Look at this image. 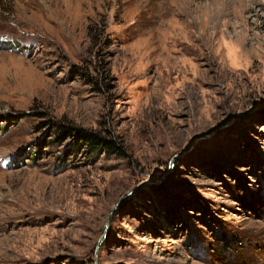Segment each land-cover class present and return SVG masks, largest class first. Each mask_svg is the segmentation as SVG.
<instances>
[{
	"label": "rangeland",
	"instance_id": "obj_1",
	"mask_svg": "<svg viewBox=\"0 0 264 264\" xmlns=\"http://www.w3.org/2000/svg\"><path fill=\"white\" fill-rule=\"evenodd\" d=\"M0 264H264V0H0Z\"/></svg>",
	"mask_w": 264,
	"mask_h": 264
},
{
	"label": "trees",
	"instance_id": "obj_2",
	"mask_svg": "<svg viewBox=\"0 0 264 264\" xmlns=\"http://www.w3.org/2000/svg\"><path fill=\"white\" fill-rule=\"evenodd\" d=\"M56 137L60 140L71 139L72 147L77 149L84 145L90 149H98L106 152H113L118 155H124L125 149L121 141H116L110 138L101 136L91 130L80 127L62 125L56 129Z\"/></svg>",
	"mask_w": 264,
	"mask_h": 264
},
{
	"label": "water",
	"instance_id": "obj_3",
	"mask_svg": "<svg viewBox=\"0 0 264 264\" xmlns=\"http://www.w3.org/2000/svg\"><path fill=\"white\" fill-rule=\"evenodd\" d=\"M105 229H106V226H104V231H105ZM104 234V233H103Z\"/></svg>",
	"mask_w": 264,
	"mask_h": 264
}]
</instances>
